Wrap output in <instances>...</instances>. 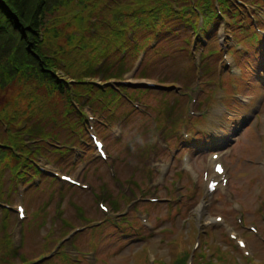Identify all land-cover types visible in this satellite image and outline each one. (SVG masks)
I'll list each match as a JSON object with an SVG mask.
<instances>
[{"label":"rangeland","instance_id":"obj_1","mask_svg":"<svg viewBox=\"0 0 264 264\" xmlns=\"http://www.w3.org/2000/svg\"><path fill=\"white\" fill-rule=\"evenodd\" d=\"M64 6L60 9V12H54L58 15H62L59 27L62 30V34L56 39L55 44H60L61 48L53 49L52 47H43L44 52L48 57H57L60 62H63V71L69 77L76 76L78 80H81V73L92 67H98L99 61L95 60L90 54H95L97 51L93 47L83 48L81 50V37L88 35L89 27L97 24L94 23L85 24L78 22L73 16V12H79V10L85 11L93 8L98 19H113L117 24L124 26L128 25V30H131L134 38L137 41H143V39L149 37V42L153 43V38L158 34L159 30L152 27L153 32H150V23L152 24L153 19L157 18L158 9L176 6V2L180 4H186L190 12L196 17V28L194 33L192 31H186V37L183 43L174 46V55H171V66H169V74L177 76L180 80H166L165 78L158 79L156 81L159 85H167L168 87L175 86L180 88L182 95H189L195 98L197 108L191 113L190 102L184 97L178 95H162L160 97L147 98L152 91H149L153 86L151 82H142V71H138L134 74V79L125 82H118L115 80L101 79L99 76L100 71L96 70L94 75L96 76V83H77L71 81L69 84L72 88H81V104L86 107L83 109L85 116L75 111L67 113L68 108L67 99L60 93L65 94L69 97V90L63 88V91L58 93L57 90H48L43 84L36 86L32 82L23 80H13L8 83L1 84L0 82V144L12 145V141L7 137L8 130L14 132H20L25 129L26 135H32L30 131L35 129H42L44 133L40 135V139L44 142L48 141L50 133L56 135L55 139H52L55 147L62 148H51L43 144H37L39 141L37 136H23L25 142H31L29 148L21 147L15 148L14 151L19 156V166L23 167L25 164L32 165L36 168V173L30 179V175H26L23 179H12L14 172L13 167L16 164V158L9 155L10 150L4 147L0 149L8 150V155L0 159V264H23L27 260L37 259L41 257L40 254L50 251L55 248L56 241L65 233L62 226L68 228L73 224L79 223L86 225L88 223L89 213H93L94 205L99 201L106 200L110 205L114 204L111 198V189L117 193L118 185L121 183L120 179H126L123 190L119 192V195L123 194V191L133 192V188L138 190L140 188L150 187V190L154 193H148L147 195H155L156 193H168L166 190L167 182L158 184L153 179H159L155 177L152 172V166L158 160H161L159 152L165 148L169 151L176 150L179 147L176 142L171 141V137L174 134H181L185 137L192 138L195 133V124L201 120L207 109H211L213 101L226 105L225 96H235L236 93H242V86L257 77V69L254 68L252 75H248L246 72L243 74H233V68L230 67L229 62L224 61L220 64L214 59L215 55L208 54L204 57V62L195 71L186 70L191 65V57L188 49H191L195 42L197 45L211 41L210 31L214 24L217 22L218 15L224 19L229 18L231 24H243L239 21V14L237 11L225 13L221 0H191V3L185 0H59ZM168 1V5L166 2ZM243 2V0H239ZM246 1V0H244ZM147 14V15H146ZM164 14V12H162ZM160 14V15H162ZM170 19H168L169 21ZM155 21V20H154ZM163 21V18L161 19ZM150 22V23H148ZM176 23V22H175ZM128 30L120 28L118 32H113L109 38H102L98 43V39L94 37L93 46L98 45V50L113 49L120 50L121 53H125L128 49ZM245 30V29H244ZM107 32L106 29L103 30ZM244 33L247 35L246 40L240 44H235L234 49L238 50L239 55L245 58L244 62L247 64H253L252 59L248 56L250 53V44H253L257 35L253 32V29H246ZM47 39V38H45ZM33 40V37L31 38ZM48 40V39H47ZM257 46V43L254 44ZM248 52V53H246ZM137 54L129 53V59L126 61L127 66L132 65V60ZM227 55L233 56L232 52L227 51ZM114 56V54H113ZM87 58H91L93 62L86 61ZM135 61V60H134ZM139 58L137 59V63ZM136 63V62H135ZM10 70L11 64L7 63ZM18 67L17 71L27 77L29 74H33V69L36 68L35 63L31 60H25L23 57H19L16 60ZM130 66L123 70L127 72L126 78H128V70ZM6 74L5 79L8 78L10 72L1 68ZM104 70L105 75L109 73L108 68H98ZM228 71L230 75L225 74ZM192 73L194 85L186 82H182L187 78L186 73ZM58 73L61 74V72ZM190 76V77H191ZM188 77V78H190ZM131 85L133 87H146L149 89H134L131 91L128 88L123 87L124 85ZM122 88L114 89V92L123 98V101H115L113 107L116 112L122 113L123 109L119 108L122 102L125 104V111L115 119L114 125L119 127V136L115 139L119 142L120 150L116 155L109 150V159L101 161L95 165L90 161L87 163L89 166L86 170L85 175L89 178L87 181L88 189L84 193H81L80 188L73 189L69 187L67 183L53 179L48 175H41L40 169L36 165L38 160V154H29V151L39 153L42 150H50L59 154V158L65 157L69 150L75 146V142L78 138L75 134L79 132V118L84 122L85 126L87 122L90 125H94L99 132L105 136L107 142H113V136L108 129V126H104L98 121L99 117L93 114L88 109L87 98L82 92L83 90L90 91L92 87H97L96 90H91V93H97L99 90L106 86ZM145 90H148L146 93ZM145 93V94H144ZM108 91H103L99 96L96 97L97 103L102 109H107L109 113H113V107L107 99ZM144 94V95H143ZM204 95V96H202ZM146 97L148 100L142 101V97ZM89 104L92 106L93 99H88ZM138 104L141 115L136 119H132L130 116V110L134 108V105ZM258 113L255 116V121L252 125L245 129L239 135V139L233 145L230 158L231 163L237 165V168H241L243 164H246V160L249 158L253 146L258 147L260 145L259 133L264 132V93L258 97L257 104ZM134 112H137L134 110ZM86 117V118H85ZM90 117H96L93 120ZM29 129L30 131L26 130ZM50 132V133H49ZM205 140V139H203ZM200 141L196 143V150H200L201 147L209 146V143ZM68 143L70 149H64L63 143ZM202 145V146H201ZM201 146V147H200ZM189 150L181 149L180 156L185 155ZM88 152V150H87ZM85 152L81 157L87 160L93 159L92 155H88ZM28 153V155H27ZM50 159L55 157L48 155ZM34 160H30V158ZM209 160V157H207ZM47 161L45 158H42ZM40 161V167L45 162ZM71 163L79 161L76 159L75 154L69 157ZM65 161H58L62 166H70ZM55 166V163H48ZM53 166H49L47 169H53ZM27 170H32L30 167ZM70 171V170H68ZM102 171L109 176L112 181L102 180L95 181L91 179H103L99 177L95 172ZM47 174L46 172H44ZM144 177V178H143ZM25 179V181H24ZM108 179V178H107ZM133 179V180H132ZM264 179V176L261 177ZM132 181V182H131ZM135 181V182H134ZM131 182L132 187L129 186ZM180 183V179H170L172 186ZM261 186V185H260ZM87 188V187H84ZM16 192V195H14ZM127 192L126 196L131 197L132 195ZM192 191L190 192V194ZM146 195V196H147ZM21 201L25 207V217L22 219L15 218L9 211L11 205H15ZM78 201V202H76ZM168 206L166 200H161V204L154 208L155 216L164 217L165 209ZM70 207H73L70 208ZM138 207H147L146 204H139ZM152 207V206H150ZM149 207V208H150ZM259 207L264 208V198L259 199ZM70 208V209H69ZM68 209L70 210L68 213ZM93 210V211H91ZM252 209L249 208V211ZM12 213L16 216L14 210ZM76 211V212H75ZM68 214H76V217L66 216ZM178 213V212H177ZM98 220L104 218V215L97 212ZM175 214V213H174ZM141 215H145L151 225V213L147 210H134L133 217L130 219L132 224H143ZM180 215V214H179ZM118 213L116 217H118ZM173 216L171 212H167L166 219ZM184 218L187 220L188 230L184 229L180 225L175 227H168L161 231L162 234L165 232L172 231L170 235L171 241L176 243L162 246L159 250H150L147 243L142 241L133 247L128 253L127 257L123 261L111 260L109 255H99L98 249L104 248L103 245H96L95 241L97 235L109 243L110 249H116L121 245H124L133 236L126 230H115L112 234H108L110 227L104 225L102 228L92 232V235H96L90 238H83V245L88 249L84 256L92 264H158L165 259L167 264L186 263V264H227L224 258V252L218 251L216 248L208 250L210 257L207 256L206 252L201 254L199 248H195V241L191 237H195L196 228L193 229L192 222L188 214H184ZM165 219V221H166ZM87 220V221H86ZM59 221L53 227V235L51 245L47 244V235L51 233V223ZM86 221V222H84ZM153 221H155L153 219ZM179 218H176L178 224ZM251 222L256 225H260L257 219H251ZM78 224V225H79ZM159 227H162L167 222H157ZM89 228H85L83 235H91ZM81 236V235H79ZM245 238L252 245L254 250V261L248 258H243L246 261L242 264H261L257 260H264V229L259 226L257 235L245 233ZM74 246V245H73ZM81 247V242L79 243ZM188 248H187V247ZM75 247V246H74ZM125 249V246H124ZM171 249L175 252H172ZM119 248L110 252L112 255L117 253ZM167 251V253H166ZM200 251V252H199ZM33 252H36L32 254ZM228 257L231 263H234L235 255H240L238 250ZM82 253V252H81ZM156 253L157 257L153 261L150 254ZM31 254V255H29ZM168 254V255H167ZM29 255V256H28ZM63 254L60 253V256ZM201 255L206 257H201ZM28 256V257H27ZM48 255L43 256L38 261L43 260ZM27 257V260H26ZM171 257V258H170ZM71 256L70 260H73ZM80 261L77 264H83L81 261V255H78ZM209 258V262H207ZM241 258V256H240ZM55 263H59V260H54ZM207 262V263H206ZM37 263V262H35ZM37 264H52V259L44 262H38Z\"/></svg>","mask_w":264,"mask_h":264},{"label":"trees","instance_id":"obj_2","mask_svg":"<svg viewBox=\"0 0 264 264\" xmlns=\"http://www.w3.org/2000/svg\"><path fill=\"white\" fill-rule=\"evenodd\" d=\"M6 8H7V7H6ZM0 15H1V12H0ZM7 15H8V13L6 12V14H5V15H3V16H0V22H2V21H3V18H5V19H6Z\"/></svg>","mask_w":264,"mask_h":264}]
</instances>
